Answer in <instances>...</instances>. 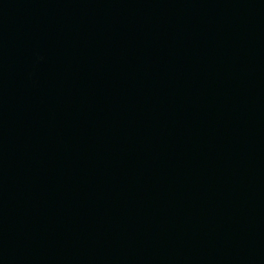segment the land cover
<instances>
[{"label": "water", "instance_id": "1", "mask_svg": "<svg viewBox=\"0 0 264 264\" xmlns=\"http://www.w3.org/2000/svg\"><path fill=\"white\" fill-rule=\"evenodd\" d=\"M0 264H264V0H0Z\"/></svg>", "mask_w": 264, "mask_h": 264}]
</instances>
